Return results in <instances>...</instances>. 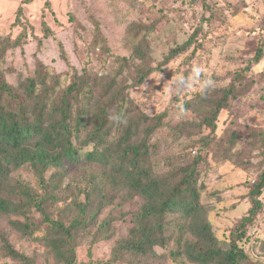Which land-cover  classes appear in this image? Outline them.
Returning a JSON list of instances; mask_svg holds the SVG:
<instances>
[{"label": "rangeland", "instance_id": "rangeland-1", "mask_svg": "<svg viewBox=\"0 0 264 264\" xmlns=\"http://www.w3.org/2000/svg\"><path fill=\"white\" fill-rule=\"evenodd\" d=\"M136 47L147 54L149 66L161 67L141 85L134 83L137 72L133 65L140 63L134 54ZM181 47L183 51L170 55L172 49ZM259 52L262 57L255 62ZM122 64L127 68L118 83L130 115L143 113L149 117L134 139L135 143L145 141L149 146V159L144 163L163 173L176 156L192 159L203 151L205 159L198 168L200 187L203 183L202 211L213 233L227 240L249 216L253 182L264 171V0H0V68L14 87H22L29 77L39 75L47 85L58 79L61 86L70 84L81 73L111 77ZM194 66L203 71L193 87L169 95L165 88L172 77L177 73L189 76ZM206 78H211L215 86L202 92L200 84ZM231 86L237 92L212 124L207 123L217 102L213 92ZM40 93L37 94L41 96ZM186 103L191 105L188 110L183 109ZM197 105L204 109L200 115ZM160 113L170 124L144 140L145 126H151L152 119ZM177 130L182 134L175 139ZM86 151L91 148L82 150ZM80 170L65 162L57 170L63 173L58 192L66 194L67 201L76 193L71 179ZM13 181L34 196H42L41 184L29 167L12 174L8 184ZM100 184L108 188L106 180ZM58 197L51 207L52 217L66 222L70 216L62 210L67 201L62 195ZM118 197L114 203L119 202ZM258 200L261 207L251 216L252 224L244 228L245 237L238 242L250 264H264V191ZM143 202L138 196L122 211L129 207L135 211ZM24 210L37 231L21 238L10 224L24 222L25 218L0 213V234L30 262L55 264L41 240V216L33 207ZM115 213L117 218L121 210ZM165 220L176 226L184 223L180 213H167ZM121 225L115 219L110 233L99 235L97 241H81L76 248L77 261L124 264L123 260H114L116 254L121 257ZM2 247L0 241V264H20L4 258ZM174 249V245L169 251L156 248L162 256L155 262L190 264L185 259L169 258Z\"/></svg>", "mask_w": 264, "mask_h": 264}, {"label": "trees", "instance_id": "trees-1", "mask_svg": "<svg viewBox=\"0 0 264 264\" xmlns=\"http://www.w3.org/2000/svg\"><path fill=\"white\" fill-rule=\"evenodd\" d=\"M200 1L204 3L206 0ZM45 32L48 33L49 29ZM13 45L17 46L16 43ZM136 49L134 54L140 63L133 65L137 72L134 83L141 85L161 67L149 66L145 61L147 54L140 47ZM183 50L184 47L172 49L170 55ZM261 57V52L257 53L255 62H259ZM125 68L127 66L122 64L111 77L77 74L66 86H61L58 79L47 85L39 75L38 79L29 77L21 84L22 87L8 83L5 70L0 68V213L24 217V222L17 220L10 225L21 238H28L37 228L24 207L35 208L43 225L41 240L55 264H85L77 261L76 248L81 241H97L99 235L110 233L115 219L121 221L120 227L123 228L119 245L122 258L116 254V262L158 264L155 261L162 254H158L156 248L169 251L174 245L169 258L175 261L250 264L238 242L245 237L244 228L252 224L251 216L261 207L258 197L264 191V171L253 182L250 192L253 208L249 216L242 219L239 231L232 234L235 237L220 240L213 233L206 212L202 211L203 183L200 187L198 168L205 159L204 152L192 159L176 156L170 168L163 173L144 163L149 159V146L145 141L135 143L134 139L149 117L143 113L132 116L126 107V98L118 83V77ZM234 89L231 86L213 92L217 102L207 123L212 124L220 109L226 108L230 96L237 92ZM186 104L183 109H190L191 105ZM196 107L200 115L204 109L201 105ZM117 113L121 114L124 122L115 123L110 119ZM152 121L151 126H145L144 140L170 124L164 113ZM180 134L182 130H177L175 139L181 137ZM85 148H91V151L82 152ZM63 162L81 168L71 179L76 193L69 201L66 194L58 192L63 173L57 170ZM26 167L33 171L41 184L42 196L39 198L31 190H24L17 181L8 184L12 174ZM50 171L53 173L47 181L46 175ZM103 179L107 189L100 184ZM60 195L67 201L62 210L70 216L66 222L52 217L51 207L59 201ZM138 196L144 199L143 204L135 211L129 207L123 213L122 209ZM117 197L119 202L114 203ZM120 210V215L115 218V212ZM107 212L112 214L109 216ZM167 213H180L183 225L164 222ZM0 241L4 258L20 264H34L13 249L1 234Z\"/></svg>", "mask_w": 264, "mask_h": 264}, {"label": "clouds", "instance_id": "clouds-1", "mask_svg": "<svg viewBox=\"0 0 264 264\" xmlns=\"http://www.w3.org/2000/svg\"><path fill=\"white\" fill-rule=\"evenodd\" d=\"M203 69L200 66H194L192 72L189 76H185L181 73L175 74L171 81L168 83V86L165 88V91L169 95H174L179 93L182 90L191 89L194 83L199 79L201 72ZM215 86V82L211 78L204 79L201 84L200 88L201 91H207ZM110 119L115 123L124 122L122 119L121 114H113L110 116Z\"/></svg>", "mask_w": 264, "mask_h": 264}]
</instances>
